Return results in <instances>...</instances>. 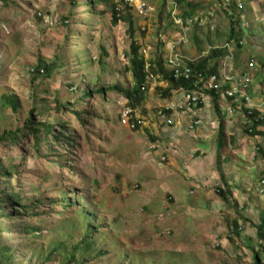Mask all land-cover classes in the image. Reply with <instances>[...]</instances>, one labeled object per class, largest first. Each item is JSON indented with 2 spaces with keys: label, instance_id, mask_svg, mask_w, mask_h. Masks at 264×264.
<instances>
[{
  "label": "rangeland",
  "instance_id": "1",
  "mask_svg": "<svg viewBox=\"0 0 264 264\" xmlns=\"http://www.w3.org/2000/svg\"><path fill=\"white\" fill-rule=\"evenodd\" d=\"M89 1L0 0V133L22 127L33 109L35 121L52 124L55 132L65 124L63 132L69 140L58 144L41 134L40 142L32 136L17 144L0 141V173H12L20 202L30 206L24 213L17 211L9 222L2 221L6 233L1 240L11 248L5 264H132V260L138 264V256L145 251L162 254L166 249L164 253L175 255L179 264H252L254 250L264 264V239L257 236V225L264 218V198L244 212L239 205L233 206L232 214L223 209L214 212L211 207L209 221L214 224L217 215L221 223L216 228H207L198 214L189 221L181 214L178 223L188 233L180 242L173 234L166 215L170 204L164 195L166 185L158 176L162 174L145 168L144 160L138 159L139 149L133 144L141 143L142 136L121 120L128 105L117 90L135 88L127 69L129 24H112L107 3ZM144 1L155 10L146 20L133 16L135 37L141 49L146 48L147 53L140 54L153 62L165 54V44L176 35H169L172 0ZM228 1L211 0L201 8L204 23L195 21L189 26L191 46L205 49L209 40L223 43L237 27L239 9L229 14L223 8ZM241 1L248 5L245 50H233L235 58L227 60V68L233 63L238 71L254 57L259 72L253 75L252 90L260 102L264 98V0ZM209 8L214 15L205 18ZM100 87L105 88L103 93L98 92ZM3 95L15 98L16 110L7 107ZM150 110L147 107L145 112ZM243 143L247 146L248 138ZM257 143L264 145V136ZM252 151L258 150L253 147ZM226 157L230 161L227 174L240 186V173L246 170L240 163L253 167L255 162L239 160V172L232 168L231 157ZM252 177L258 178V172L252 171ZM147 184V194L154 198L145 193ZM189 188L196 197L199 190L194 185ZM189 191L186 186L187 197H192ZM150 199L157 204L149 210L145 206ZM30 227L36 233L27 232ZM142 264L150 263L145 258Z\"/></svg>",
  "mask_w": 264,
  "mask_h": 264
},
{
  "label": "crops",
  "instance_id": "2",
  "mask_svg": "<svg viewBox=\"0 0 264 264\" xmlns=\"http://www.w3.org/2000/svg\"><path fill=\"white\" fill-rule=\"evenodd\" d=\"M210 1L193 0L189 3L195 4V7L199 8L198 12H201V8H204ZM189 3L186 6L185 2H180V10L191 12ZM211 10L213 9L209 8L207 11ZM178 39L179 37L175 40ZM194 39L198 42L196 36H194ZM172 41L173 39L169 43ZM209 48L210 45L205 49H200L199 46L193 47L187 44L182 46L179 52L194 58L207 53ZM256 49L261 52L259 47H256ZM189 50L195 52V54L189 55ZM194 61L195 63L198 62V60ZM214 61L215 59L212 56L207 61L203 60V62L199 61L198 63L205 67L213 64ZM217 68L222 71L219 66ZM239 70L249 71L252 75L259 72V69L256 71L255 67H244L239 68ZM233 71L234 69L231 67L226 74L236 75V72ZM156 82L158 83L157 89L150 85L146 91L142 105L143 111L140 110L141 107L136 109L137 114L142 115L143 121L138 129L132 131H137L138 135L142 136V142L133 145L138 147V159L144 160L143 162L146 163L145 168L156 170L155 174H162L158 176L162 178V183L166 185L164 186V195L170 201V204L166 207L169 215L166 212L165 214L167 219L171 221L169 223L172 226L173 234L178 237L177 240L180 242L182 235L188 233L186 226H180L178 223L180 221L178 217L181 214L184 215L183 218L186 221L192 218L195 219L198 214L200 221H203L207 228H216L215 226L221 223H219L217 215L213 217L215 219L214 224L209 221L211 207L215 209L214 212L223 209L222 212L232 214L234 211L233 206L237 208L239 205L238 208H242L244 212L248 208L250 209L253 204H259L261 199L264 198V183H262V181L264 182V145L263 143H257L258 137L264 136V125L258 128L256 135L247 134L244 128H241V118H243L241 112L236 111L234 115L223 114L225 109L231 106L229 100L202 88L199 94L200 103L197 107L198 118L201 123L194 129H188L189 112L176 107L184 98L183 92L179 90L180 88L173 87L163 79L156 80ZM252 91L253 101L258 103L261 110L264 111V98H261L262 101L257 102L254 99V97L258 98L257 94H254L255 90ZM147 107L151 109L149 113L145 112ZM241 129H243L244 135H241ZM245 137L248 138L249 144L247 146L243 143ZM252 141L254 143H251ZM150 146H153V148H150ZM245 147L249 149V153L245 152ZM253 147L258 151H252ZM258 153L261 157L256 158ZM226 155L231 157L232 168L237 169L239 172V160L244 163H248L250 160L255 162V165H252L253 167L240 163L241 166L246 167L245 173H240V176H242L240 186H235L234 176L230 178L227 174L230 161H227ZM252 171L258 172V178L252 177L249 179ZM142 173L147 172L142 171ZM190 185H194L199 190L196 197H193L195 191L193 188H189ZM186 186L193 198L187 197L188 193H185ZM219 187L227 190V193L230 194L229 201L220 199L216 194L215 190ZM149 189L150 185L147 184L146 194ZM253 191L257 196L252 194ZM147 196L155 197L151 194H147ZM154 202L152 199L148 200L147 204L149 203V206L145 207L151 209L152 205L157 204V200ZM205 204L208 206L207 210H205ZM166 250H162V254L144 250L147 254L142 259H148L150 264H161L159 263L161 260H165V264H179V258L175 255L172 256V253H164ZM142 259H138L137 263L142 264Z\"/></svg>",
  "mask_w": 264,
  "mask_h": 264
},
{
  "label": "trees",
  "instance_id": "3",
  "mask_svg": "<svg viewBox=\"0 0 264 264\" xmlns=\"http://www.w3.org/2000/svg\"><path fill=\"white\" fill-rule=\"evenodd\" d=\"M103 2L107 3V6L110 8V15H111V22L112 24H117L118 21L122 22H128L129 27L127 29V33L129 36V50H128V60H129V67H127L128 70H130L132 74V81L134 83L135 88H132L131 90L128 89L127 91L123 90H117V92H121L123 96L128 100L127 104L129 107L135 109L143 104L145 93L143 91V87L146 83V76L148 73H152L153 75H156L157 72L161 74V78H164L165 80H168L171 85L179 86L183 85L188 88V83H184V80L178 79L176 80L168 70H166L163 66V58L158 57L154 62L150 61L149 67L145 68V59L140 54V48L141 45L137 42L135 38V27H134V21H133V15L131 12L123 8L122 10H118L117 4L115 0H101ZM183 0H179V3ZM91 4L94 2L93 0L89 1ZM186 2V1H183ZM191 7V12H188L189 14L193 15L195 13L196 7L195 4L189 3ZM187 12V11H186ZM233 28L231 29V36H234ZM105 55L108 56V53ZM153 64V65H152ZM152 66V67H151ZM45 69H48L46 65L43 66ZM198 68H203L204 65L197 66ZM39 70H37L38 72ZM204 71L209 73H215L217 72V64L214 63V65L207 69L204 68ZM40 72H43V69L40 70ZM105 91V88L100 87L98 89L99 93H103ZM93 92V90H92ZM3 100L7 107L11 110L17 109V103L15 101L14 97H10L9 95H3ZM243 111L247 115V109L243 108ZM253 114L259 115L262 113L261 110L255 109L253 110ZM34 110H30V116L25 121L24 125L20 128H17L15 130H6L3 131V133H0V141H6L10 144H17L20 141L23 140L25 137L32 136L35 141L40 142L41 137L40 135L43 134L45 139H48L50 136L54 139V141L58 144H62V142H69L68 139H66V134H64L63 131L65 130V124H61L60 130L57 132L54 131V126L52 124H44L42 125L40 122L35 121L36 118L33 116ZM252 119L251 124V130L249 127H245L244 131L254 136L257 133V130L260 126L264 124L263 120H255ZM64 128V129H63ZM138 129V126L135 128ZM219 142H220V134H219ZM55 147H51V149H54ZM12 173L10 171H5L3 173H0V264H5L6 260L10 259L9 252L11 251V248L8 244H3V241L1 240V237L4 233H6V230L2 227V221L3 222H9L15 215H17V211H21V213H24V211L28 208H30L29 205L22 204L20 202V199L18 197V193L15 192L14 186H12ZM11 187V188H8ZM217 195L220 197V199L224 201H229L230 194L227 193V190H224L223 188L219 187L217 191ZM65 200V199H64ZM68 200V199H67ZM70 203V201H68ZM235 204V202H234ZM236 205V204H235ZM237 214L239 213L236 211ZM263 217V216H262ZM234 225H237V220H233ZM27 232H33L36 233V228L30 227L26 228ZM257 236L259 239H264V218L261 219L260 223L257 225ZM253 251V263L252 264H263L261 260L259 259L258 253ZM147 253H142L138 256L139 260L142 259ZM4 257V258H3ZM6 259V260H5ZM132 264H135L134 260H132Z\"/></svg>",
  "mask_w": 264,
  "mask_h": 264
},
{
  "label": "clouds",
  "instance_id": "4",
  "mask_svg": "<svg viewBox=\"0 0 264 264\" xmlns=\"http://www.w3.org/2000/svg\"><path fill=\"white\" fill-rule=\"evenodd\" d=\"M216 1H219V0H216ZM115 2L117 4V7L120 6L121 2H118L117 0H115ZM173 2L176 3V7L173 6ZM190 2H193V0L190 1ZM150 5H152V4H150ZM244 5H245L244 2H242L241 0H240V2L236 1V0H229L227 2V4L223 7V8H226V10H228L229 14L235 13L239 9L241 17L239 19L237 27L234 28L233 31H232V32L235 33L234 36L230 35L231 34V31H230V32H228V36H227V38H225V41L223 43H212V41L209 40L207 42V46L210 45L209 51L207 53L202 54L199 57L192 58L191 56H187L186 54L180 53L179 50L182 49V46H186L187 44H189V32H190L189 26L195 21H196L197 24H200V25H202L204 23L203 22L204 12L203 11L198 12V10L196 8L195 13L193 15H191V14L188 13V11L186 12V11L180 10L181 5L179 3V0L178 1H174V0L169 1V13H170V15L172 17V22H173L172 29L169 32V35H170V33H176V35L172 36L173 37V41L172 42L169 43V41H170L169 40L167 45L165 44L166 48L163 50V52L166 51L165 52L166 56H165V54L162 56V58H163V66L172 75V71H171L170 67H168L166 60L169 57V55L172 52H174V53L182 55V57H183L182 63L185 66H187V67H189L191 69L192 76L189 79L175 78L176 80L182 79V80H184V83H186V82L188 83V88L186 86H183V85L177 86L178 88H180L179 90H181L183 92L184 98L182 99L181 102H179L176 105V107L178 109H181L182 111H188L189 112L190 120H189V122L187 124L188 129H194L201 123V120L198 118L199 115H198L197 107H198V105L200 103V95L199 94H200V90L202 88H205V89L209 90L210 92H213L214 94H217L219 97H220V95L223 96L226 100H229V102L231 103V100L229 98L225 97L221 93V90L229 88V84H230V81L224 80V76H236L238 79L242 78V77L249 78V80H250V82H249V88H250L249 89V94H250V98H251V104L254 106L253 110L255 111L256 108L261 110V106L256 104V103H254V101L252 99L253 98V94H252L253 93V91H252L253 75L250 74L249 71H245V70L233 71V72H236V75H232V74H228L227 75L226 74L227 70L233 66V63H230L229 64V68H227V60L228 59L229 60H233L234 52L236 53L238 50H240V51L245 50V48H244V40L243 39L245 38V36H247V32H248L247 29H248L249 25L247 27H245V23H247V21H245V20L248 19V18L244 14V11H245V6ZM179 6H180V8H179ZM236 7H237V9H236ZM123 8H126V9H128L130 11V9L128 7H126V6H124V5H123ZM123 8L120 6V8H117V9L120 11ZM175 9H176V14H174V10ZM213 11L214 10L206 11L205 12V14H206L205 18L212 17L214 15ZM131 14L136 17V15L134 13L131 12ZM175 16L180 17L182 19V23H177ZM149 17L144 18V19L146 20ZM138 18H140V17H138ZM140 19H143V18H140ZM257 19H258V15L255 16V20L256 21H257ZM207 23H209V22H207ZM141 28L143 30L145 29L144 26H141ZM178 37H179V39L175 40ZM137 42L141 45L140 41L137 40ZM172 45L175 46V48L173 50H171V46ZM178 47H181V48L179 49ZM144 50L146 51V48H142V49L140 48V52H142L143 54L144 53L146 54L147 52H144ZM233 50H234V52H233ZM212 56L215 59L214 63H216L217 66H219L222 69V71H219L218 68H217V72H215V73H209V72L204 71L205 67L207 69H210L214 65V63L211 64V65H207V66H205L203 68H198L197 67V66H199V63H198L199 61H201V62H203V60L207 61L208 58L212 57ZM194 60H198V62L195 63ZM218 61H220V62H218ZM145 62H146L145 68H148L150 63H149V61H146V60H145ZM255 62L256 61H255L254 57H250L244 63H246V67H255L256 71H258ZM241 68H244V64L241 65ZM222 72H223L224 75L222 74ZM198 74L201 76L202 80H200V83L197 86H195L194 85V81H195V77L194 76L198 75ZM149 75H151V76H149ZM211 75H217V77H218L217 81L219 82V84L221 86V89L215 90L213 87H210V83H212V82H211V80L209 78H210ZM161 79L165 80L164 78H161V74L158 73V72H157L156 75H153L152 73H148V75L146 76V82L147 83L142 88L144 93L146 94V91L148 90V87L150 85L153 88L156 87V89H157V86H158L157 84L158 83L156 82V80H161ZM165 81L170 83L168 80H165ZM170 85H171V83H170ZM192 92H194V95L197 98V101L196 102H191V105L189 107H187L186 106V99H185L186 98V94L187 93H192ZM232 106L233 105L231 103V106L227 107L225 109V111L223 112V114L234 115V112H230L229 111L230 110L229 108H231ZM140 107L141 106L133 109V108H131L129 106H126V108L131 110L130 122H137V117H138V119H140L141 122L143 121L142 115L137 114V112H136V109H138ZM126 108H125V110H126ZM243 108H245V107L241 106V108L240 109H236V111H240L242 116H243V122H242L243 126L242 127L245 128L247 126V127L250 128L251 124H252V119L248 118L249 117L248 116V111H247V115H246L245 112L243 111ZM261 111H262L261 114L264 116V111L263 110H261ZM122 114H121V117H122ZM140 124L141 123H136V127L139 126ZM135 128H133V130H136ZM127 129H129V127ZM150 148H153V146H150ZM262 183H264V182L262 181ZM217 191H218V188L215 190V192H217Z\"/></svg>",
  "mask_w": 264,
  "mask_h": 264
},
{
  "label": "built area",
  "instance_id": "5",
  "mask_svg": "<svg viewBox=\"0 0 264 264\" xmlns=\"http://www.w3.org/2000/svg\"><path fill=\"white\" fill-rule=\"evenodd\" d=\"M118 2H121L124 6L128 7L132 13H134L136 16L140 18H147L149 17L155 10V8L148 4L144 0H117ZM173 6L176 7V3L173 2ZM117 8H120L118 6ZM174 14H176V9L174 10ZM176 17L177 23H182V19L180 17ZM175 48L174 45L171 46V50ZM144 52H146L144 50ZM182 55L172 52L169 57L167 58L166 62L168 67H170L172 71V75L174 78H185L189 79L192 76L191 69L187 66H185L182 63ZM151 76V75H149ZM195 81L194 85L197 86L200 83V80H202L201 76L195 75ZM212 83H210V87H213L215 90L221 89V86L219 84L217 75H211L210 78ZM224 80L230 81L229 88L221 90V93L229 98L232 103V107L229 108L230 112H235L236 109H240L241 106H244L248 111V118H254L255 120H263L264 116L262 114L256 115L253 114V108L254 106L251 104V98L249 94V78L242 77L237 78L236 76H224ZM186 106L189 107L191 105V102H196L197 98L194 95V92L187 93L186 94ZM130 113L131 110L126 108V110L122 114V124L129 127L130 129H133L136 127V123H141L140 119L137 117V122H130ZM251 130V128H250Z\"/></svg>",
  "mask_w": 264,
  "mask_h": 264
},
{
  "label": "bare ground",
  "instance_id": "6",
  "mask_svg": "<svg viewBox=\"0 0 264 264\" xmlns=\"http://www.w3.org/2000/svg\"><path fill=\"white\" fill-rule=\"evenodd\" d=\"M146 83H147V82H146ZM146 83H145V84H146Z\"/></svg>",
  "mask_w": 264,
  "mask_h": 264
}]
</instances>
